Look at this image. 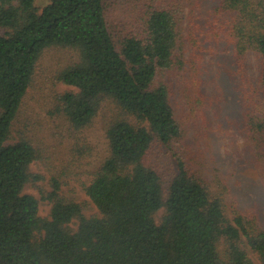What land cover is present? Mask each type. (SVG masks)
<instances>
[{
	"label": "trees",
	"instance_id": "obj_1",
	"mask_svg": "<svg viewBox=\"0 0 264 264\" xmlns=\"http://www.w3.org/2000/svg\"><path fill=\"white\" fill-rule=\"evenodd\" d=\"M220 9L231 16L238 65L251 52L260 58L243 86L242 121L264 177V0H221ZM176 13L150 7L115 42L104 0H49L40 10L34 0H0V264H264L256 217H229L223 195L179 152L182 128L166 81ZM56 47L76 54L56 76L75 89L58 93L54 107L69 130L89 127L105 103L116 107L104 123L105 156L84 184L97 209L90 215L63 193L58 171L40 189L50 208L39 214L25 187L44 180L31 170L41 153L26 132L13 135L35 67Z\"/></svg>",
	"mask_w": 264,
	"mask_h": 264
},
{
	"label": "rangeland",
	"instance_id": "obj_2",
	"mask_svg": "<svg viewBox=\"0 0 264 264\" xmlns=\"http://www.w3.org/2000/svg\"><path fill=\"white\" fill-rule=\"evenodd\" d=\"M34 2L40 10L49 0ZM220 3L221 0H104V10L115 42L137 28L141 15L150 7L177 12L180 31L175 63L166 81L182 128L179 152L211 193L223 195L229 217L235 210L252 214L264 228L263 172L250 151L242 121L243 86L255 80L260 58L251 52L238 65L229 34L231 16L220 9ZM75 58L74 51L67 48L45 51L14 122L13 135L17 130L26 132L41 153L31 170L42 174L44 180L27 184L25 192L38 199L42 217L48 215L50 204L41 198L40 189H48L47 180L55 171L66 178L67 184L62 186L66 196L79 202L86 215L97 212L84 184L89 171L95 170L105 156L104 123L116 114V107L105 103L89 127L69 130L54 107L58 93L75 89L56 76Z\"/></svg>",
	"mask_w": 264,
	"mask_h": 264
}]
</instances>
